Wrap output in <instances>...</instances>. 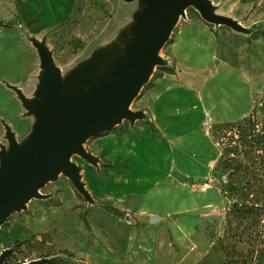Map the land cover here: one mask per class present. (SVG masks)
<instances>
[{
	"label": "rangeland",
	"instance_id": "rangeland-1",
	"mask_svg": "<svg viewBox=\"0 0 264 264\" xmlns=\"http://www.w3.org/2000/svg\"><path fill=\"white\" fill-rule=\"evenodd\" d=\"M121 1L76 0L68 19L40 37L33 35L32 27L22 20L17 0H0V174L19 171L44 147L48 122L42 112L54 97L55 67L61 74L83 57L85 53L76 54ZM216 1L203 0L205 12L192 2L176 22V30L188 20L206 25L216 36L218 57L223 60L231 56L236 67L255 79L258 88L248 116L211 127L220 156L200 179L211 186L201 191L193 181L188 184L192 194L198 195L201 227L196 226L192 236L189 230L176 228L175 240L162 222L152 217L140 221L133 215L132 201L125 195L115 196L116 187L111 190L109 160L94 144L97 137L107 133L103 131L80 141L66 166L45 179L38 193L4 220L0 226V264L17 241L32 236L30 243L21 246L20 264H45L56 258L79 264H264V253L258 251L253 262L250 257L244 261L251 243L231 238L225 220L234 201L252 196L264 203V48L256 46L264 21L255 23L254 29L259 28L247 33L230 25L217 28L208 19L209 13L218 11ZM220 1L227 11L247 14L242 18L250 21L264 15V0ZM138 5L136 9L142 7ZM125 17L130 19V13ZM169 40L158 52L162 58ZM80 43L83 47L76 49ZM44 49L52 55L45 60L53 77L45 87L41 69ZM160 67L154 65L152 76ZM142 87L127 106L129 115ZM45 98L43 106L39 101ZM126 121L127 117H120L113 127ZM30 146L32 153H28ZM105 205L123 211L124 216L109 213Z\"/></svg>",
	"mask_w": 264,
	"mask_h": 264
},
{
	"label": "crops",
	"instance_id": "crops-1",
	"mask_svg": "<svg viewBox=\"0 0 264 264\" xmlns=\"http://www.w3.org/2000/svg\"><path fill=\"white\" fill-rule=\"evenodd\" d=\"M216 2L218 11L209 13L208 19L217 28L230 25L247 33L256 31L259 27L253 25L264 21V15L250 21L242 18L247 14L232 13L223 8L222 1ZM139 3L142 7L136 9ZM17 4L22 20L32 27L33 35L40 36L64 22L76 0H17ZM191 4L186 3L178 13L166 54L163 58L158 54L133 113L117 126L122 127V135L106 133L94 141L115 166L108 168L115 196L125 195L132 201V214L140 221L152 217L162 222L175 240L176 228L189 230L192 236L203 223L198 195L192 194L188 184L204 178L220 156L210 133L212 125L248 116L258 88L255 79L236 67L231 56L218 57L216 36L206 25L188 20L176 30V22ZM156 7L152 0L121 1L76 57L85 55L61 74L55 67L59 119L128 67L155 27ZM128 13L130 19L125 17ZM261 45L264 48L262 38L256 40V46ZM43 53L44 60L52 57L50 51L44 49ZM155 64L173 72L159 70L152 76Z\"/></svg>",
	"mask_w": 264,
	"mask_h": 264
},
{
	"label": "water",
	"instance_id": "water-1",
	"mask_svg": "<svg viewBox=\"0 0 264 264\" xmlns=\"http://www.w3.org/2000/svg\"><path fill=\"white\" fill-rule=\"evenodd\" d=\"M152 1L157 5L155 27L128 67L61 119L56 111L58 86L55 73L52 82L54 97L49 100L46 112H42L48 122L44 147L31 163L25 162L17 172L7 170L6 178L0 179V226L13 211L36 194L45 179L66 166L68 157L80 141L109 130L116 119L130 116L127 106L146 80L159 50L169 39L178 13L186 3L195 2L205 12L200 0Z\"/></svg>",
	"mask_w": 264,
	"mask_h": 264
},
{
	"label": "trees",
	"instance_id": "trees-1",
	"mask_svg": "<svg viewBox=\"0 0 264 264\" xmlns=\"http://www.w3.org/2000/svg\"><path fill=\"white\" fill-rule=\"evenodd\" d=\"M75 10H78V6H76ZM68 17L65 18V21ZM260 37L264 39V29L259 34ZM83 47V44L80 43L77 48ZM160 71L172 73L173 69L170 67H160ZM160 73V72H159ZM158 74H156L157 76ZM150 82L146 85L148 86ZM146 86V87H147ZM253 125V124H252ZM251 125V126H252ZM151 130L156 131L153 126H150ZM114 133L118 136L122 135V127H111L107 130L108 133ZM159 137L161 135L158 134ZM249 137V134L245 135V139ZM108 168H115V166H111L108 164ZM104 209L109 213L123 217V211L113 207V206H104ZM82 219L86 222L85 214H82ZM226 226L228 227V233L231 234V238L237 241H244L251 243L250 253H246V257H244V261H247V257L251 258L253 262L255 257V252L263 254L264 253V203H260L257 198H246L244 201H234L228 211L226 212ZM138 226L142 224L137 223ZM34 238L32 236L29 239L17 241L13 248H11L6 254V258L2 264H20L23 262V259L20 260L19 254H21L20 249H22L23 244H28ZM257 258H255V261ZM257 263V262H256ZM45 264H79L75 261L67 260L65 258H56L51 260ZM255 264V262H254Z\"/></svg>",
	"mask_w": 264,
	"mask_h": 264
},
{
	"label": "bare ground",
	"instance_id": "bare-ground-1",
	"mask_svg": "<svg viewBox=\"0 0 264 264\" xmlns=\"http://www.w3.org/2000/svg\"><path fill=\"white\" fill-rule=\"evenodd\" d=\"M41 69H42V74H43V77H42L43 78V86L45 87L46 84L48 86V83L52 81L53 77H52L51 72H50V67H49L48 63L45 60L42 61V68ZM39 102H42V105L44 106L45 103H46V98L40 100ZM117 120L118 119H116V121ZM43 123H44V121L42 120L41 124H43ZM32 147L33 146L29 147L30 150H28L29 151L28 153H32L33 152L34 149L32 150ZM5 178H6L5 175L0 174V179L4 180ZM37 193L38 192H36V194Z\"/></svg>",
	"mask_w": 264,
	"mask_h": 264
},
{
	"label": "built area",
	"instance_id": "built-area-1",
	"mask_svg": "<svg viewBox=\"0 0 264 264\" xmlns=\"http://www.w3.org/2000/svg\"><path fill=\"white\" fill-rule=\"evenodd\" d=\"M195 185L199 186L198 189L201 191H205L211 186L207 180H202V181L200 180V181L194 182L193 186Z\"/></svg>",
	"mask_w": 264,
	"mask_h": 264
}]
</instances>
